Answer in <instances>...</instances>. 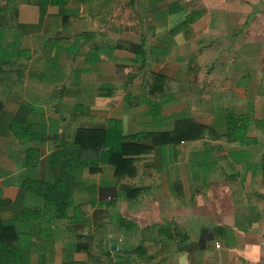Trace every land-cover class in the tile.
<instances>
[{
  "label": "crops",
  "instance_id": "0c3cea01",
  "mask_svg": "<svg viewBox=\"0 0 264 264\" xmlns=\"http://www.w3.org/2000/svg\"><path fill=\"white\" fill-rule=\"evenodd\" d=\"M32 1L0 0V65L22 71L2 94L0 219L18 227L0 236L6 262L85 264V249L98 247L111 258L102 264H264V24L240 27L227 11V26L209 17L221 12H170L169 1L151 9L149 26L135 9L129 26L118 11L131 0H59L44 11ZM221 40L231 60L207 57ZM147 69L166 78L160 92L152 85V99L168 94L156 114ZM181 110L201 123L231 111L242 130L153 145L119 176L103 147L99 171L76 169L73 187L55 191L49 157L77 127L119 141L170 128Z\"/></svg>",
  "mask_w": 264,
  "mask_h": 264
},
{
  "label": "trees",
  "instance_id": "16d2710c",
  "mask_svg": "<svg viewBox=\"0 0 264 264\" xmlns=\"http://www.w3.org/2000/svg\"><path fill=\"white\" fill-rule=\"evenodd\" d=\"M32 2H35L39 8L44 11L48 4H58L59 0H33ZM5 7L6 4H0V10ZM180 8L181 7L179 5L177 6L175 2L168 6L170 12L177 11ZM62 11L64 12L63 16L66 18L68 13L64 9H62ZM195 15L197 14L193 12L192 18H194ZM5 24H7V19L0 17V26L3 27ZM129 46L131 49L136 47V45L131 42L129 43ZM4 49H6V47H4L3 50H0V54L6 51ZM11 51L12 53L10 55L14 54L15 48ZM6 53L7 51L4 52V55ZM9 53L10 52H8V54ZM21 72L20 68L8 69L7 67L0 65V134L4 133L7 128V121L4 120L6 114L3 113L5 112L4 98L2 96L4 93L3 91L6 92V90L13 89V84L20 79ZM151 78L155 80L153 81L155 83H151ZM164 79L166 78L162 74L152 72L148 69L145 70V85L148 93L146 94L147 101L152 104L151 110L153 114L159 113L160 103H162L168 94L165 90L159 99H152V85L154 84L155 88L160 92L164 86V84H162ZM220 113H222L221 115L225 119L224 125L226 126L223 129H218L213 123H201L193 117H183L175 119L170 128L148 130L143 133H137L125 137L119 141L105 139L104 128L102 127H77L73 134L72 141L68 143V147L64 150H55L49 157L51 160L50 167L55 174L52 173L50 182L53 183L55 191L60 192L73 187L74 171H79L83 167H86L91 173L99 171L100 168L98 166V161L103 147L109 149L108 163L113 167V173L116 176H119L122 166L133 160V158H140L148 155L151 152L153 145H173L181 140H195L204 138L206 135H209L211 138H232L236 133L235 131L238 132L242 130V127L235 125L234 114L231 111L224 110V112H221L220 110L219 114ZM116 128H120L119 125H116ZM42 131L43 128L41 126L34 125L30 134V139L33 141L39 139ZM141 139H143L144 142H142ZM62 209L63 208H56L54 210L58 214V212H62ZM17 230L18 227L13 221H3L0 219V236H14ZM94 234H96V232L84 235L80 240H87ZM99 249H102L101 246ZM85 250L87 253V261L85 264H102L111 260V258L105 254V251L101 250V252L99 251L101 254H99L98 247L96 250H90L89 248H86ZM100 255L103 256L99 257ZM0 264H8L5 255L1 252Z\"/></svg>",
  "mask_w": 264,
  "mask_h": 264
},
{
  "label": "rangeland",
  "instance_id": "374dc122",
  "mask_svg": "<svg viewBox=\"0 0 264 264\" xmlns=\"http://www.w3.org/2000/svg\"><path fill=\"white\" fill-rule=\"evenodd\" d=\"M169 1L171 2L173 1L177 6L178 5L180 7L183 6L186 9L187 7L188 8L190 7L189 9L191 11L196 8L204 12H208V11L221 12V13H214L215 16L211 15L209 17L213 16V18H211V20L213 21H216L217 19L221 20V22H224V25L228 23L227 26H231L232 24L231 19H228L229 16L225 14V12L227 11L235 12V16L233 20L234 22L236 21L240 27L253 26V25L260 27L262 26L261 24H264V0H131L130 3L126 2L127 8L122 7L121 10L118 9L119 10L118 14L121 16L122 21L126 19L125 21L129 26H134L136 24V18H135L136 16L134 10L136 9L138 10L137 11L138 17H140V21L142 22L141 26L143 27L149 26L150 21L152 19L154 20L155 18V16L153 18V16L150 13L151 9L154 8V11H156L159 5L160 7L167 6L168 5L167 3ZM167 20L170 21L171 19H167ZM172 21L175 22V19H172ZM230 43L231 42L228 40L227 41L221 40L216 49L209 50L207 57L211 58L212 56H215V54H218L220 51L219 53L220 60H225V59L227 61L231 60L233 58L234 49H232V45ZM224 50H226L225 52L226 54H224ZM186 112L187 111L181 110L176 117H191V115L186 114ZM218 112L219 111H217V113ZM217 113L215 112L213 114L212 123L215 124L216 127L219 126L217 127L218 129H222L221 126L225 124V119L222 117L221 115L222 113L220 114Z\"/></svg>",
  "mask_w": 264,
  "mask_h": 264
},
{
  "label": "built area",
  "instance_id": "2783aa9c",
  "mask_svg": "<svg viewBox=\"0 0 264 264\" xmlns=\"http://www.w3.org/2000/svg\"><path fill=\"white\" fill-rule=\"evenodd\" d=\"M215 246H217V247H218V246H219V243H217V242H216V243H215Z\"/></svg>",
  "mask_w": 264,
  "mask_h": 264
}]
</instances>
